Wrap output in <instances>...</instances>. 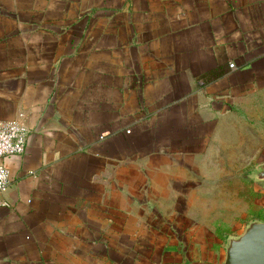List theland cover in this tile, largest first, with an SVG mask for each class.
<instances>
[{
  "label": "crops",
  "instance_id": "1",
  "mask_svg": "<svg viewBox=\"0 0 264 264\" xmlns=\"http://www.w3.org/2000/svg\"><path fill=\"white\" fill-rule=\"evenodd\" d=\"M21 112L0 264H222L234 234L189 218L207 171L264 162V0H0V121Z\"/></svg>",
  "mask_w": 264,
  "mask_h": 264
},
{
  "label": "rangeland",
  "instance_id": "2",
  "mask_svg": "<svg viewBox=\"0 0 264 264\" xmlns=\"http://www.w3.org/2000/svg\"><path fill=\"white\" fill-rule=\"evenodd\" d=\"M250 156L232 155L231 169L225 164L227 167L221 170H209L204 174L203 177L215 180V185L205 187L204 203L195 202L200 205L199 213L203 216L189 218L191 231L197 230L205 237L219 233L224 236L238 234L249 220L264 216V191L249 177V168L259 162L261 156L254 153L251 162ZM222 161L228 162V155H222ZM234 165L237 169H233ZM197 197L196 194L195 199ZM172 222L175 227L187 224L181 217H175Z\"/></svg>",
  "mask_w": 264,
  "mask_h": 264
},
{
  "label": "water",
  "instance_id": "3",
  "mask_svg": "<svg viewBox=\"0 0 264 264\" xmlns=\"http://www.w3.org/2000/svg\"><path fill=\"white\" fill-rule=\"evenodd\" d=\"M249 177L264 188V162L250 170ZM222 264H264V221L249 220L241 233L225 240Z\"/></svg>",
  "mask_w": 264,
  "mask_h": 264
},
{
  "label": "built area",
  "instance_id": "4",
  "mask_svg": "<svg viewBox=\"0 0 264 264\" xmlns=\"http://www.w3.org/2000/svg\"><path fill=\"white\" fill-rule=\"evenodd\" d=\"M230 67L234 64L230 63ZM27 125L24 113H19L14 119L0 121V158L21 154L25 150ZM9 181V170L0 163V193L7 188ZM2 204H6L4 201Z\"/></svg>",
  "mask_w": 264,
  "mask_h": 264
}]
</instances>
